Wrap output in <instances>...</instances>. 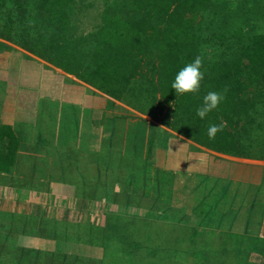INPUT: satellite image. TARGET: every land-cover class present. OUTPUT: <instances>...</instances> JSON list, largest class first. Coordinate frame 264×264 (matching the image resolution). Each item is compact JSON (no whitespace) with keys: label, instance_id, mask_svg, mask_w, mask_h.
Instances as JSON below:
<instances>
[{"label":"crops","instance_id":"crops-1","mask_svg":"<svg viewBox=\"0 0 264 264\" xmlns=\"http://www.w3.org/2000/svg\"><path fill=\"white\" fill-rule=\"evenodd\" d=\"M106 99L0 38V125L19 141L13 169L0 172V264H104L107 213L199 226V240L251 243L246 253L264 259V160L210 150ZM104 109L136 117L108 121Z\"/></svg>","mask_w":264,"mask_h":264},{"label":"trees","instance_id":"trees-1","mask_svg":"<svg viewBox=\"0 0 264 264\" xmlns=\"http://www.w3.org/2000/svg\"><path fill=\"white\" fill-rule=\"evenodd\" d=\"M78 2L0 0V38L108 96L113 101L106 99L107 109L119 107L118 101L200 146L264 160V32L257 29L264 0H102L99 25L86 32L75 22ZM197 55L205 72L200 90L178 96L171 87L174 77ZM210 91L224 99L201 119L197 109ZM123 110L126 115L106 116L104 109L103 117L135 116ZM221 123L226 127L210 140L209 126ZM18 142L10 125H0V172L13 169ZM145 145L149 153L153 133ZM182 211L181 221L191 222L189 212ZM106 221L105 248L127 249L140 259L146 252L156 264H240L229 251L237 250L244 260L250 249L248 243L229 248V243L199 240V226L180 225L190 229L188 234L177 233L171 222L134 225L114 213H107Z\"/></svg>","mask_w":264,"mask_h":264},{"label":"rangeland","instance_id":"rangeland-1","mask_svg":"<svg viewBox=\"0 0 264 264\" xmlns=\"http://www.w3.org/2000/svg\"><path fill=\"white\" fill-rule=\"evenodd\" d=\"M101 3L102 0H79L78 2V9L77 12L75 14V22L77 24L78 30L79 31H89L92 29H95L98 25H99V13L101 11ZM257 29L261 32H264V20L261 21L258 26ZM172 229H174V226H171ZM188 228V227H187ZM186 227L177 225V233H188L191 234L190 229H187ZM192 230V229H191ZM174 231V230H172ZM171 234V233H170ZM169 236V235H168ZM186 242V241H185ZM232 243H229V245H231ZM162 245V243H161ZM251 245V243H250ZM253 245V244H252ZM260 245H262V243H260ZM171 247V246H170ZM113 251V252H111ZM106 250V258L104 257V264H156L153 262H149L148 259H145L144 262L142 261V257L141 259H133L131 258V256L129 254H127V250L125 249L124 252L123 251H118V250ZM164 253H167L164 250H162ZM233 250L231 249L230 252H232ZM140 252V251H137ZM171 252V251H169ZM180 250H178V254ZM247 252V251H246ZM133 253H136V251H134ZM160 254V253H159ZM232 254V253H231ZM247 258H245L244 260H242V258L238 257L239 260L238 262H240V264H264V259L260 258L259 256H252V254L250 255V253H247ZM113 256V258L109 259L108 257ZM158 259H160L162 257V255L160 254V256H157ZM229 258V257H228ZM232 257H230L229 259V263L233 262L231 260ZM83 264H95L93 263L94 261L90 258H84L82 260Z\"/></svg>","mask_w":264,"mask_h":264},{"label":"clouds","instance_id":"clouds-1","mask_svg":"<svg viewBox=\"0 0 264 264\" xmlns=\"http://www.w3.org/2000/svg\"><path fill=\"white\" fill-rule=\"evenodd\" d=\"M203 68V57L195 56L191 61L187 62L175 75L172 82V89L175 94L182 96L189 93H198L201 81L204 79L205 72ZM224 99V95L218 91L208 92L204 98L202 106L197 109V116L204 119L210 112L217 109ZM226 123L219 125L213 124L208 128V137L214 140L218 132L223 131Z\"/></svg>","mask_w":264,"mask_h":264}]
</instances>
